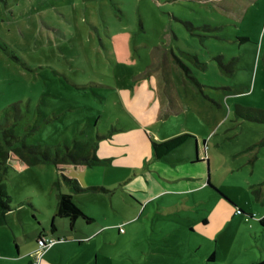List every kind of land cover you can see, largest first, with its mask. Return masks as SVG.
I'll list each match as a JSON object with an SVG mask.
<instances>
[{
  "label": "rangeland",
  "instance_id": "rangeland-1",
  "mask_svg": "<svg viewBox=\"0 0 264 264\" xmlns=\"http://www.w3.org/2000/svg\"><path fill=\"white\" fill-rule=\"evenodd\" d=\"M13 103L23 114L16 131L34 129L29 144L79 140L121 153L71 172L88 190H67L95 218L85 230L97 231L75 244L73 264L264 260V0H0V111ZM183 134L191 138L162 160L136 143ZM196 154L203 163L191 166ZM181 161L209 185L155 196L149 184L166 186L159 171L170 177L166 166ZM0 176L16 207L9 233L11 220L48 229L56 167L0 164ZM54 224L70 233L67 219Z\"/></svg>",
  "mask_w": 264,
  "mask_h": 264
},
{
  "label": "crops",
  "instance_id": "crops-1",
  "mask_svg": "<svg viewBox=\"0 0 264 264\" xmlns=\"http://www.w3.org/2000/svg\"><path fill=\"white\" fill-rule=\"evenodd\" d=\"M138 143V145L140 146V148L142 149V153L145 157L146 160H162L164 157H166L167 155L171 154L173 151H175L176 149H174L173 151H171L170 153L164 155L163 157H161L160 159H156L155 156H153V158H151V150H150V144L151 142H149L148 140L144 139L143 137H140V141L136 142ZM184 144V143H183ZM182 144V145H183ZM110 148H107L106 144L105 147L103 148V150H107ZM95 154L96 156L99 154V152L96 151L95 149ZM121 156V153H112L111 156H102V155H98L97 158L102 159V160H108V162L106 164H98L96 166H108L110 165L113 160L116 157ZM187 161H191L190 165H201L203 163V161L199 158V155L196 154V156L194 157V159H190L188 158ZM182 162V161H181ZM93 166V167H96ZM87 168V167H86ZM86 168H82L80 170L86 169ZM166 168L170 171L171 176L167 177L165 176L161 171H159V176H161L162 178L165 179V183H163L166 186H162L158 184V188L155 185L152 188V184H149V187L151 189H156V195L158 198H161L163 196H165L166 194H189L191 193L196 187L194 184L195 180H200L203 181L202 184L208 186L209 185V179H207V181H204V177L199 175V173L197 172V170L195 171V169H191L190 167H188L185 163L182 162V164L177 165L176 163H174L173 166V170L170 169L168 166H166ZM77 170V171H80ZM77 180V179H76ZM60 182L61 185V181L58 180ZM78 181V180H77ZM57 182V181H56ZM55 182V183H56ZM79 185L80 182L78 181ZM194 183V184H193ZM172 185V187L170 186ZM135 186V191H140L142 188H139L138 186ZM59 190L58 193L60 192H69L67 190L66 185L65 186H59V188H57ZM83 189V188H82ZM87 188H84L83 191H87ZM76 197L73 195V200L82 208L83 212L85 213V215H87L89 218H91V221L89 222H85L83 220L85 224V226H78L76 224V221H74L72 224L69 222V231L70 233H58L57 231V226L54 224L55 229L54 231L51 230V224L54 223V219L55 218H63V217H59L56 214L54 215L53 221L51 222L50 226L46 227V225H42V227H39L41 224H37L36 227L32 228L31 230H26L24 227H22L20 225V220L18 221H9V226L10 227V233L12 234V236L9 233V230L6 228V224L8 223V213L11 211L16 210V207H13L12 210H10L9 212H7L4 216V218L2 219V221L0 222V231H2V236H4V238L2 239V242L0 243V264H34L35 262H37V264H73V260L74 257L73 255H70V252H72L74 254L75 252V244H76V248L81 249L82 250V244L84 242H88L91 241L92 237L95 235V233L97 232L96 230H85L87 229V227L91 224L94 223L95 218L89 214L88 212H86L83 209V205L80 204L78 201L75 200ZM153 202L150 199H147L145 201V203H149V202ZM140 202V201H139ZM141 203V202H140ZM57 205H58V195H57ZM168 204L164 205V209H168L169 212L173 211V208L176 209L175 206H171L168 205L167 207H165ZM226 209L228 207H225ZM157 209L159 210L160 207H157ZM57 213V212H56ZM65 219V218H63ZM80 220V219H78ZM69 221V220H68ZM205 224H207V221H204ZM22 228V234H23V239L22 236L20 234V229ZM74 228V229H73ZM76 230L78 231H83L85 230V232H87V236L84 238L82 235H76L73 234V231ZM84 232V233H85ZM41 236H45V237H50L56 240V242L49 248H47L46 250L42 251L39 249L38 243H37V239L40 238ZM87 239V240H86ZM212 253L211 255V260H215V251H211ZM77 264H93L92 263V258L91 256H87L82 258V260L77 263Z\"/></svg>",
  "mask_w": 264,
  "mask_h": 264
},
{
  "label": "trees",
  "instance_id": "trees-1",
  "mask_svg": "<svg viewBox=\"0 0 264 264\" xmlns=\"http://www.w3.org/2000/svg\"><path fill=\"white\" fill-rule=\"evenodd\" d=\"M16 59V58H15ZM23 114L18 103H13L0 111V164L3 168L13 162H19L23 166L36 164H52L56 167L60 180L66 187L76 192H81L78 181L71 177L73 170L77 171L86 167H93L98 164H106L108 160L97 158L95 146H90L88 142L75 140L72 146L52 147L50 145L29 144L26 142L27 132H33L31 126H26L19 132L16 131L18 123L22 120ZM258 121L264 122V119ZM36 129H38L36 127ZM191 138L188 134L172 138L162 142H151L154 156L160 159L174 149L181 146L187 139ZM6 172V170H5ZM59 188L60 182L55 183ZM10 196L4 190V184L0 176V222L5 214L13 209L10 206ZM57 216L63 217L72 224L80 219L85 222L91 221L82 208L73 200L72 192L58 193ZM259 225L264 233V215L259 219ZM54 223L51 224V230L54 231ZM264 264V260L258 262Z\"/></svg>",
  "mask_w": 264,
  "mask_h": 264
},
{
  "label": "built area",
  "instance_id": "built-area-1",
  "mask_svg": "<svg viewBox=\"0 0 264 264\" xmlns=\"http://www.w3.org/2000/svg\"><path fill=\"white\" fill-rule=\"evenodd\" d=\"M55 242L56 240L53 238L44 237L40 242H38V246L40 250L44 251L47 248L51 247ZM34 264H37V262H35Z\"/></svg>",
  "mask_w": 264,
  "mask_h": 264
},
{
  "label": "water",
  "instance_id": "water-1",
  "mask_svg": "<svg viewBox=\"0 0 264 264\" xmlns=\"http://www.w3.org/2000/svg\"><path fill=\"white\" fill-rule=\"evenodd\" d=\"M45 236H41L40 238L37 239V243L40 242Z\"/></svg>",
  "mask_w": 264,
  "mask_h": 264
}]
</instances>
